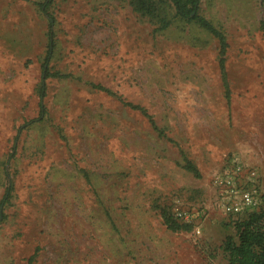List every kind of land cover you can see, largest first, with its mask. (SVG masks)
<instances>
[{
	"label": "rangeland",
	"instance_id": "rangeland-1",
	"mask_svg": "<svg viewBox=\"0 0 264 264\" xmlns=\"http://www.w3.org/2000/svg\"><path fill=\"white\" fill-rule=\"evenodd\" d=\"M44 1L0 0V264H229L213 177L238 155L264 192V0L197 10L227 36L230 100L219 39L172 0ZM178 207L200 213L174 230Z\"/></svg>",
	"mask_w": 264,
	"mask_h": 264
},
{
	"label": "trees",
	"instance_id": "trees-1",
	"mask_svg": "<svg viewBox=\"0 0 264 264\" xmlns=\"http://www.w3.org/2000/svg\"><path fill=\"white\" fill-rule=\"evenodd\" d=\"M52 1L53 0H46L41 3L42 9L44 11H47L48 6L52 3ZM172 1L175 4L176 11L179 16L197 18L205 28H207L219 39L220 67L222 71L223 81L226 86L227 98L230 100V83L226 65V55L229 43L226 34L224 33V31L218 28L212 21L198 14L197 10L199 9L201 0ZM134 4L136 9H138L142 13L152 16H155L157 14V10L153 0H134ZM52 22L53 21H51V25L53 24ZM164 25L166 26L167 24L165 23ZM49 35L50 41L48 46V54L43 65V79L40 87L42 113L45 110L44 98L46 95L47 78H49L50 76L64 75L60 72H52L49 68V62L51 60L52 52L55 46L54 30L51 29ZM98 86L103 89H107L101 84H99ZM129 104L135 108L140 109L146 115L150 116L145 107L133 103ZM152 121L155 124L153 119ZM184 167L187 170L194 172L197 176H201L200 169L193 161L188 159ZM7 175L9 177V184L7 186V192L1 201V205H3L8 200V198L10 197V193L13 189V181L10 177V172L7 171ZM162 214L167 225L174 230L181 229L185 225L191 226L190 224L181 222L177 216V218H175L173 214L167 209H163ZM234 225L236 227V234L228 235L224 240L223 244L225 251L228 253L229 264H264V206L249 214L240 216L239 218H237ZM36 256V253L31 255L28 258L27 264H35Z\"/></svg>",
	"mask_w": 264,
	"mask_h": 264
},
{
	"label": "built area",
	"instance_id": "built-area-1",
	"mask_svg": "<svg viewBox=\"0 0 264 264\" xmlns=\"http://www.w3.org/2000/svg\"><path fill=\"white\" fill-rule=\"evenodd\" d=\"M259 180L257 168L244 163L238 155L228 158L213 177L220 210L239 218L260 209L264 204V192ZM199 213L178 207L176 216L186 223H192ZM197 231L200 233V228Z\"/></svg>",
	"mask_w": 264,
	"mask_h": 264
}]
</instances>
